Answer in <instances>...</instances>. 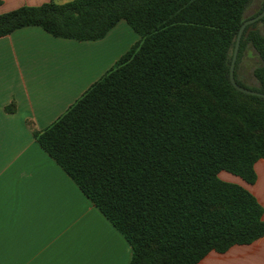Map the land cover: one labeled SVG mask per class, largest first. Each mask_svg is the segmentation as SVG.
Masks as SVG:
<instances>
[{
	"label": "trees",
	"instance_id": "1",
	"mask_svg": "<svg viewBox=\"0 0 264 264\" xmlns=\"http://www.w3.org/2000/svg\"><path fill=\"white\" fill-rule=\"evenodd\" d=\"M254 0H53L0 15V37L39 26L54 37L103 39L126 21L139 40L35 137L125 237L130 264H198L264 237L249 184L264 159V98L239 92L230 66ZM1 4V0H0ZM264 17L243 32L235 80L264 93ZM257 87L238 76L248 49ZM12 108V107H11Z\"/></svg>",
	"mask_w": 264,
	"mask_h": 264
},
{
	"label": "crops",
	"instance_id": "2",
	"mask_svg": "<svg viewBox=\"0 0 264 264\" xmlns=\"http://www.w3.org/2000/svg\"><path fill=\"white\" fill-rule=\"evenodd\" d=\"M48 2L1 0L0 15ZM139 38L124 20L96 41L54 37L39 26L0 37V264H130L131 245L35 135ZM254 168V184L226 171L219 178L248 190L264 210V159ZM198 264H264V237L211 251Z\"/></svg>",
	"mask_w": 264,
	"mask_h": 264
},
{
	"label": "rangeland",
	"instance_id": "3",
	"mask_svg": "<svg viewBox=\"0 0 264 264\" xmlns=\"http://www.w3.org/2000/svg\"><path fill=\"white\" fill-rule=\"evenodd\" d=\"M55 3L64 4L71 0H53ZM264 0H254L248 7L246 16L251 17L257 14L262 6ZM257 29H260L262 33H264V24H258L256 26ZM261 64L260 59L255 50L252 48L248 49V51L243 56L241 63L238 69L239 78L250 87H257L258 82L254 77V70Z\"/></svg>",
	"mask_w": 264,
	"mask_h": 264
},
{
	"label": "water",
	"instance_id": "4",
	"mask_svg": "<svg viewBox=\"0 0 264 264\" xmlns=\"http://www.w3.org/2000/svg\"><path fill=\"white\" fill-rule=\"evenodd\" d=\"M264 17V9L262 11L261 14H259L258 16H255L254 18H251L247 21H245L238 32L237 35V39H236V44H235V50H234V54H233V58H232V62H231V66H230V81L232 83V85L239 91L242 92L244 94H248V95H253V96H258V97H262L264 98V93L259 92V91H254L245 87L240 86L236 80H235V65H236V60H237V55H238V50H239V46H240V41L243 35L244 30L246 29V27L250 24H253L257 21H259L260 19H262Z\"/></svg>",
	"mask_w": 264,
	"mask_h": 264
}]
</instances>
